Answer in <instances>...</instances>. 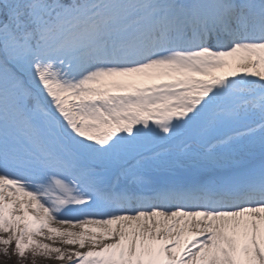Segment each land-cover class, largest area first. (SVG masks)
Masks as SVG:
<instances>
[{"label": "snow or ice", "instance_id": "6c2138e0", "mask_svg": "<svg viewBox=\"0 0 264 264\" xmlns=\"http://www.w3.org/2000/svg\"><path fill=\"white\" fill-rule=\"evenodd\" d=\"M10 247L264 264V0H0Z\"/></svg>", "mask_w": 264, "mask_h": 264}, {"label": "rangeland", "instance_id": "374dc122", "mask_svg": "<svg viewBox=\"0 0 264 264\" xmlns=\"http://www.w3.org/2000/svg\"><path fill=\"white\" fill-rule=\"evenodd\" d=\"M51 227L53 228H61V230H63V228L67 227V225L61 226V225H57L54 222L51 224ZM45 233L47 234V230H45ZM40 239L43 243H48L54 247H62V248H78V245H62L60 243V238L56 237L54 241H49V240H45L43 239V237L38 238ZM86 250V249H84ZM52 255H55L54 253ZM18 264H33L32 262H28L27 259H23L22 261L20 260ZM35 264H69V262L65 261V260H55V259H51L48 257H42V256H37L35 258Z\"/></svg>", "mask_w": 264, "mask_h": 264}, {"label": "trees", "instance_id": "16d2710c", "mask_svg": "<svg viewBox=\"0 0 264 264\" xmlns=\"http://www.w3.org/2000/svg\"><path fill=\"white\" fill-rule=\"evenodd\" d=\"M26 255H27L28 262H32L33 261V257L31 256V254L30 253H27ZM20 260L22 261L23 259H21L17 255H15L13 253L11 247L9 248V254H8V256H5L3 254V252L0 251V264H18Z\"/></svg>", "mask_w": 264, "mask_h": 264}]
</instances>
